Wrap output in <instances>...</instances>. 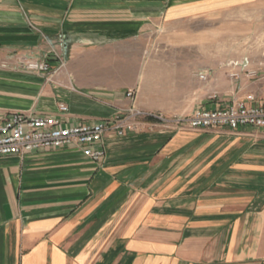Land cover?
I'll list each match as a JSON object with an SVG mask.
<instances>
[{
    "label": "crops",
    "instance_id": "1",
    "mask_svg": "<svg viewBox=\"0 0 264 264\" xmlns=\"http://www.w3.org/2000/svg\"><path fill=\"white\" fill-rule=\"evenodd\" d=\"M133 16L111 0H0V116L58 115L64 103L77 125L130 107L126 92L85 80L101 76L88 66L133 33ZM58 37L70 60L53 78L76 91L20 65ZM104 148L99 163L79 148L0 159V264H119V238L131 240L123 264H264V130L129 133ZM120 223L142 231L120 235Z\"/></svg>",
    "mask_w": 264,
    "mask_h": 264
},
{
    "label": "rangeland",
    "instance_id": "2",
    "mask_svg": "<svg viewBox=\"0 0 264 264\" xmlns=\"http://www.w3.org/2000/svg\"><path fill=\"white\" fill-rule=\"evenodd\" d=\"M111 1L118 8H134V30L110 54L88 66L92 72L104 71L97 80L85 81L87 85L103 86L104 92L115 88L126 92L132 105L119 111L134 108L185 117L213 104L226 106L250 94L264 99V0ZM50 44L46 56L58 68L56 73L47 77L24 71L45 75L58 87L76 91L63 74L53 78L61 72L67 74L69 68L66 38L58 37ZM253 71L257 74L252 78L249 74ZM106 75L108 79L103 78ZM129 92L133 96L128 97ZM185 130L167 127L154 132ZM133 216L128 219H136ZM132 226L136 233L142 231V224L120 223V235ZM157 230L151 227V231ZM128 241L119 238L123 245L119 264L125 263L130 253L125 244Z\"/></svg>",
    "mask_w": 264,
    "mask_h": 264
},
{
    "label": "built area",
    "instance_id": "3",
    "mask_svg": "<svg viewBox=\"0 0 264 264\" xmlns=\"http://www.w3.org/2000/svg\"><path fill=\"white\" fill-rule=\"evenodd\" d=\"M20 65L40 74L56 73L48 55L42 61L23 58ZM256 74L253 71L249 76L253 78ZM127 96L133 95L129 92ZM58 111V115L15 112L0 116V159H23L43 150L79 148L87 159L99 163L105 156L104 140L107 136L123 138L128 133L154 132L167 127L195 131L236 132L241 128L264 130V99L252 94L224 107L199 109L185 117H168L162 113L131 108L118 111L114 116L96 123L66 125L63 116L68 113V106L60 103Z\"/></svg>",
    "mask_w": 264,
    "mask_h": 264
}]
</instances>
